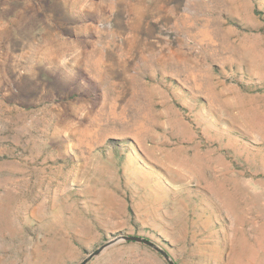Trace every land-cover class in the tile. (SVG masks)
Here are the masks:
<instances>
[{
	"label": "rangeland",
	"instance_id": "374dc122",
	"mask_svg": "<svg viewBox=\"0 0 264 264\" xmlns=\"http://www.w3.org/2000/svg\"><path fill=\"white\" fill-rule=\"evenodd\" d=\"M123 235L264 264V0H0V264Z\"/></svg>",
	"mask_w": 264,
	"mask_h": 264
},
{
	"label": "water",
	"instance_id": "95a60500",
	"mask_svg": "<svg viewBox=\"0 0 264 264\" xmlns=\"http://www.w3.org/2000/svg\"><path fill=\"white\" fill-rule=\"evenodd\" d=\"M121 241H126V242H137L143 245H146L152 249H154L156 252L161 254L164 259L168 262V264H175V262L172 260L171 256L169 253L161 248L158 244L155 242L151 241L148 238L142 237V236H132V235H123V236H118L115 239L107 242L106 244L100 246L98 249L93 251L92 253L89 254L80 264H89L94 258L98 257L101 255L107 248L121 242Z\"/></svg>",
	"mask_w": 264,
	"mask_h": 264
}]
</instances>
